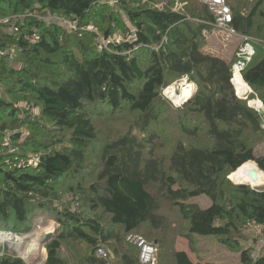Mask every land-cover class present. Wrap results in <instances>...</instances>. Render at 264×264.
<instances>
[{
    "label": "trees",
    "instance_id": "1",
    "mask_svg": "<svg viewBox=\"0 0 264 264\" xmlns=\"http://www.w3.org/2000/svg\"><path fill=\"white\" fill-rule=\"evenodd\" d=\"M176 1L123 0L117 9L105 0H0V85L5 90L0 97V228L29 233L35 217L57 208L56 186L63 179L79 177L88 161H97L92 170L103 166L96 183L85 187L83 175L77 187L69 188L68 203L53 217L62 232L46 264H108L112 257L119 264H140V250L127 241L130 234H143L158 246L159 264L167 262L162 251L171 264H202L177 248V237L192 235L218 237L242 253L244 264H264V254L255 257V248L243 249L238 238L247 227L264 228V188L230 180L249 162L264 173V156L255 153L264 142V116L236 95V56L227 60L205 52L206 33L215 24L210 9L200 7V0H184L190 15H183L174 9ZM226 2L233 26L256 49L243 80L264 101V34L253 31L262 2L248 14L234 1ZM48 11L77 22L76 30L33 16ZM123 14L132 27L124 25ZM129 34L131 40L116 38ZM98 35L107 47L98 43ZM11 48L18 66L5 54ZM183 79L198 91L175 108L163 90ZM21 102L27 111L39 108L41 118L32 120L28 113L22 124L16 107ZM108 112L127 113L123 117L132 126L116 135L120 127L105 125L112 120ZM169 112L178 113L186 135L173 148L156 127ZM202 195L211 199L209 208L189 204ZM165 200L179 210L182 226L173 227L162 213ZM73 242L88 249L72 255L75 263L62 254ZM99 248L108 259L96 258ZM0 264L27 263L7 251Z\"/></svg>",
    "mask_w": 264,
    "mask_h": 264
},
{
    "label": "rangeland",
    "instance_id": "2",
    "mask_svg": "<svg viewBox=\"0 0 264 264\" xmlns=\"http://www.w3.org/2000/svg\"><path fill=\"white\" fill-rule=\"evenodd\" d=\"M120 1H123V0H105L104 4L105 5L108 4V5H110V7L120 9L119 8ZM232 1H234L235 5H237L238 8H240L239 7V5H240L243 8V12L245 14L250 13L252 8H254L260 1L262 2L261 6L259 8L258 16L255 20L256 22H255V27H254L253 31H255V34H259V35H261L262 33L264 34V0H232ZM236 1H238V2H236ZM179 2H181V0ZM197 3H198V5H200V7H203V5L200 1ZM160 5H163V4H160ZM178 7H182V9L179 10L181 14H183V15L189 14L186 11L187 5H183V4L180 5V3H178L176 1L174 9L177 12H179L177 10ZM120 14L122 15V13H120ZM189 15H188V17H189ZM33 16L41 17L40 14L37 12H35L33 14ZM53 16L57 18V21H56L57 24L56 25H59V27L65 29L67 32L76 30L77 22H73L69 18L57 16L54 14H53ZM46 17H48V15ZM54 17H53V19H54ZM42 20L50 23V20H46V19H42ZM123 22H124V25L126 27H132V25L128 21L125 14H123ZM53 24H55V23H53ZM132 37H133V35L129 34V35H127V37L126 36L124 37L123 35H117L116 38L119 40L124 39V38L131 40ZM254 37H256V36L254 35ZM206 39H207V46H206L205 52L208 54L210 53L212 55L225 58L227 60H233V58H235V56L238 53L239 48L242 45V38L241 37L227 36V34H224L222 32H218L215 28L210 33H206ZM239 39H241V42ZM14 57H15L14 60H10L8 58L9 64L14 65V66H18L19 62H17V60H16L18 58V54H16ZM186 80L187 79H183V80H180L178 82H175L174 84H172L171 86H169L163 90L164 97L166 99H168L173 106L175 103L174 97H172L171 94H169L168 92H170V90H173L174 96H175V94L178 96H182V90L187 87L186 86L187 83H185ZM236 82L237 81L233 82V79H232V84L235 87L236 95L240 99L247 101L248 106L251 109H253L254 111H258L259 106L263 107L262 110H260V111H264V101L261 98L262 96L258 92L255 93V91L253 89H252L253 92H251V93L249 92L245 95L240 94L236 88ZM189 84H191V86L193 85L191 87V90H193V92H192L191 96L185 100L187 102L198 91L197 85L192 84V83H189ZM168 88H169V90L167 91ZM4 93H5V90L0 85V97H2L4 95ZM182 103H180V104H182ZM175 104L178 105L177 103H175ZM176 105L174 106L175 108H181L183 106L182 105L179 107V105H178L176 107ZM16 107H18V109L21 111L20 112L21 113L20 118H21L22 124H25L24 122L28 119V117L30 115H32V116H30L33 118L32 120L37 119L36 121H38L41 118V111L39 108L31 106L32 111H27V104L22 103V102H21V104H18ZM28 113H30V115H28ZM110 113L111 112H108L107 116L112 120L109 123L105 122V125L108 124L107 126H108L109 130L112 128L115 129V128L120 127L121 130L116 131V135L121 134V132L125 133L126 132L125 130H127L129 128L128 126H132L129 123L128 118L123 117L127 113L116 114V115H112ZM263 116H264V113H263ZM178 119L179 118H178L177 112L176 113L169 112L168 114H163L162 119L160 120V122H158V125H156L157 133L160 135L159 136L160 139L163 140L165 145H168L167 147H169V148H173L174 144L176 142L186 138L185 133L178 126ZM96 120L98 123L101 121L100 119H96ZM113 120H115V121L112 122ZM28 129L29 128L23 130L25 135L30 133V129L29 130ZM123 129H125V130H123ZM40 133H42V135L46 134L44 137L49 136V133H47V132H41L40 131ZM201 133H202L201 135H203L204 131H202ZM202 138H204V136H202ZM183 141L185 142V140H183ZM24 142H25V140L21 139V141L19 143L22 144ZM158 143L161 144L159 141H158ZM11 148H14L12 146V144H11ZM255 150H256L255 153L258 157L264 156V142L261 145H259ZM11 151H12V149L10 150V152ZM162 152H166L164 150V148H163ZM157 155L159 156V153H157ZM22 162L23 161L18 162V164H17L18 167L23 165ZM31 163H34V161L31 160ZM89 163L90 162L88 161L85 164L86 169H85V171H83L82 173L79 174V177L75 176L72 181H70L69 179L68 180L63 179L60 182V184L56 186V189L58 190V192H60L59 193L60 196L54 201L53 204L57 208L53 209L51 211V214L46 212L45 214H42L45 216L40 215V216H37L39 218L35 217L34 218V224L32 225L33 227L29 233L18 235V234H14V233L10 232L9 231V230H11L10 228H8V231L0 228V232L1 231H3L4 233L10 232L16 238H19V240H21L19 247H17V244H15L12 241L10 242V241L5 240V239L0 241V245L2 246V248H0V259L5 255V253L7 251H12L18 257H21V258L24 257L27 259L26 256H28L27 253H29L28 249L30 248V246L32 244L31 242L34 241V239H33L34 237L32 235L35 234L36 230L39 227H48V223L52 221L53 227H51L48 231H44L43 233H41L38 236L40 241L37 242L36 246H38V248H39V253L35 257L36 259L33 261H30L29 259H27L29 261V263H32V264H46V262L50 258V256L56 253L57 246H58V239L60 237L58 235L56 239L50 241L48 243V245H46V246L42 245V239L47 232H50L54 229H58L59 233L62 232L61 225L59 223L55 222L56 220H54L53 217L56 216L59 211H62L65 208L66 203H68L69 194H70L69 188L71 186H73L74 188L77 187L78 186L77 181L81 180L80 177H82L83 175H87L85 177L86 181H83V185L85 187H89L91 184L97 182L98 175H99L100 171L103 169V166L101 165L99 167H96L95 170H92V167L90 165H98L96 160H93L90 164ZM251 163H254V162H251ZM254 165L259 170L257 164L255 163ZM260 172L262 174H264L262 171H260ZM230 180L235 185L240 184V183H237L234 180H232L231 177H230ZM243 184L248 185L250 188H254V187H251L247 183H243ZM260 188H264V185L261 187H256L255 189H260ZM188 202L190 205H194V206L200 207L202 209H207L212 205L211 199L206 195H202L199 197L192 198ZM161 206H162V209H161L162 213L165 214V216H167L168 221L170 220V222H172L173 227L182 226L181 225L182 219H181L179 210L177 208L172 209L171 204L166 200L161 202ZM84 212L86 213V216H87L89 211L85 210ZM173 227H170V228L172 229ZM172 232H173V235H175L177 233V231H175V230H173ZM142 235L143 234H140V236H142ZM60 236H61V234H60ZM238 238H239V241L241 242V246L243 247V249H247L250 247L255 248V251H256L255 255H254L255 257H257L260 253L264 254V244H263V242H264V228L256 227V226L247 227L244 229L243 235L241 237H238ZM261 239H263V241ZM71 244H72L71 246H67V245L63 246V253L62 254H63V257L67 261L75 263L73 260L75 257H72V255L74 253L77 254L78 252L81 253L82 255H84L87 253L88 249H87V246L84 242H73ZM109 248L111 250L113 249V248H111V246H109ZM177 248L179 250L187 251V253L189 254V256L191 257V259L194 262H201L204 264L205 263L244 264L242 261V253L241 252H237V251L228 249L227 246L224 245L220 241V239L218 237H215V236H200V235L194 236V235H192L188 238L179 236V237H177ZM162 253H164V254H162L161 260L163 262L167 261V262H164L166 264H171L169 254L165 251L164 252L162 251ZM166 254H168V255L166 256ZM119 260H120L119 258L112 257L110 259V261L108 262V264H119Z\"/></svg>",
    "mask_w": 264,
    "mask_h": 264
},
{
    "label": "built area",
    "instance_id": "3",
    "mask_svg": "<svg viewBox=\"0 0 264 264\" xmlns=\"http://www.w3.org/2000/svg\"><path fill=\"white\" fill-rule=\"evenodd\" d=\"M200 2L203 5L207 6L210 9V11L212 12L213 16L215 17L214 28L218 32H222L224 34H227V36L241 37L242 38L243 43L238 50V53L236 55L237 62L235 63L234 68H233V80L235 79L237 74L243 78V71L252 62L253 58L256 55L255 46L253 45V43L251 42V39L249 37L240 35L237 32L236 28L233 26V22H234L233 11H232L231 7L227 4L226 0H200ZM157 7L159 9H162L163 5L159 4V5H157ZM180 9H182V7L177 8L178 11ZM47 15H48V17H46ZM47 15L44 17H38V18L50 20L51 23H56L57 18L54 17L53 14H51L48 11ZM54 15H56V14H54ZM53 17H54V19H53ZM0 23H2V21H0ZM88 30L94 31L93 25H90L88 27ZM36 38H37V34H33L32 39H36ZM97 41H98V43L107 47L105 40L100 35L97 36ZM5 54L7 55V57L10 60H14V58H15L14 56L16 55V52H15L14 48H11ZM185 83H188L187 80ZM168 90H169V88L167 89V91ZM249 90H250L249 91L250 93L253 92L252 88L250 86H249ZM192 92H193V90H192ZM185 103H183L182 105H184ZM174 105H176V104L174 103ZM177 106L178 105H176V107ZM262 108L263 107L259 106V109L257 111L260 115H263V113H264V111H260V110H262ZM263 123H264V118H263ZM7 236H9V234H7ZM127 241L129 243L133 244L134 246H136L140 250V256H139L140 264H159V248H158V246L148 242L144 237H142L140 235H136V234L128 235ZM263 244H264V242H263ZM0 248H2L1 245H0ZM95 255H96V258H98V259H104V260L108 259V252L104 248H99L96 251Z\"/></svg>",
    "mask_w": 264,
    "mask_h": 264
},
{
    "label": "bare ground",
    "instance_id": "4",
    "mask_svg": "<svg viewBox=\"0 0 264 264\" xmlns=\"http://www.w3.org/2000/svg\"><path fill=\"white\" fill-rule=\"evenodd\" d=\"M236 88L239 91L240 94H247L249 93V86L248 84L243 80V78L237 74L236 79ZM186 88L182 90V96H178L175 94V96L173 95V90H170V92H168L169 94H171L172 97H174V101L175 103H177L179 106H181L183 103L187 102L185 101L186 99H188L191 94H192V90H191V84L187 83L186 84ZM185 101V102H184ZM183 102V103H182ZM182 103V104H180ZM255 163H247L245 164L243 167H241L240 169H238L234 174H232L230 177L232 178V180H234L237 183L243 184V183H247L249 184L251 187H261L264 185V174H262L254 165ZM39 227V226H38ZM37 227V228H38ZM51 227H53V222H49L48 223V227H39L35 234L32 235L34 238V241L31 242V246L28 249V256L27 259H29L30 261L35 260L37 254L39 253V248L38 246H36L37 242H39V238L38 236L43 233L44 231H48ZM7 234H9V236H7ZM8 240V241H12L15 244H17V247L20 246V241L19 238H16L14 235H12L10 232H6L4 233L3 231L0 232V241L2 240ZM19 240V241H18ZM38 258V257H37Z\"/></svg>",
    "mask_w": 264,
    "mask_h": 264
},
{
    "label": "water",
    "instance_id": "5",
    "mask_svg": "<svg viewBox=\"0 0 264 264\" xmlns=\"http://www.w3.org/2000/svg\"><path fill=\"white\" fill-rule=\"evenodd\" d=\"M60 234H61V233H59V230H58V229H54V230H52V231H50V232H47V233L44 235L43 239H42V245H43V246L48 245V243H49L50 241L56 239L58 235H59V237H60ZM58 241H59V239H58ZM22 259H24L25 262H27L28 264H32V263H29V261H28L26 258H24V257H23Z\"/></svg>",
    "mask_w": 264,
    "mask_h": 264
},
{
    "label": "crops",
    "instance_id": "6",
    "mask_svg": "<svg viewBox=\"0 0 264 264\" xmlns=\"http://www.w3.org/2000/svg\"><path fill=\"white\" fill-rule=\"evenodd\" d=\"M179 1H180V0H178L177 2L180 3V5H181V4H183V5H188V4H189L188 1H183V2H182V1L179 2ZM239 40H240V42H241V39H239ZM186 252H187V251H186ZM190 258H191V257H190ZM192 261H193V260H192ZM193 262H194V261H193ZM194 263H201V262H194ZM202 264H204V263H202Z\"/></svg>",
    "mask_w": 264,
    "mask_h": 264
}]
</instances>
